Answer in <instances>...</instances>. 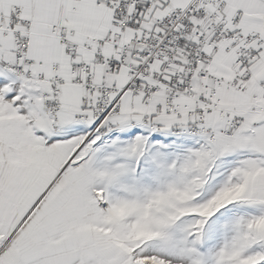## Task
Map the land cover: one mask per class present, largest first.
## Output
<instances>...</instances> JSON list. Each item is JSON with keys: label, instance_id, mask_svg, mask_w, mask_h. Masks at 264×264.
I'll list each match as a JSON object with an SVG mask.
<instances>
[{"label": "snow or ice", "instance_id": "obj_1", "mask_svg": "<svg viewBox=\"0 0 264 264\" xmlns=\"http://www.w3.org/2000/svg\"><path fill=\"white\" fill-rule=\"evenodd\" d=\"M0 264H264V0H0Z\"/></svg>", "mask_w": 264, "mask_h": 264}]
</instances>
